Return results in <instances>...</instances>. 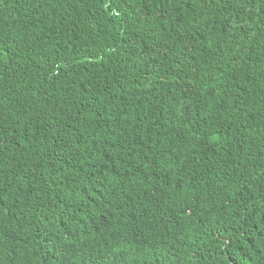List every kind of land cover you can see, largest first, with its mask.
<instances>
[{"label": "trees", "instance_id": "obj_1", "mask_svg": "<svg viewBox=\"0 0 264 264\" xmlns=\"http://www.w3.org/2000/svg\"><path fill=\"white\" fill-rule=\"evenodd\" d=\"M0 264H264V0H0Z\"/></svg>", "mask_w": 264, "mask_h": 264}]
</instances>
